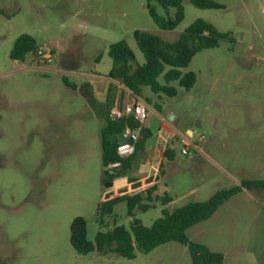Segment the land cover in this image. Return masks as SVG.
Segmentation results:
<instances>
[{
  "label": "rangeland",
  "instance_id": "rangeland-1",
  "mask_svg": "<svg viewBox=\"0 0 264 264\" xmlns=\"http://www.w3.org/2000/svg\"><path fill=\"white\" fill-rule=\"evenodd\" d=\"M214 1L223 8L198 9L184 1L183 21L165 31L150 17L147 0H0V259L6 264H192L188 248L177 242L149 253L137 250L131 260L97 251L80 255L70 243L77 217L86 220L92 242L115 224L130 229L124 202L103 224L98 207L105 191L101 131L108 110L121 99L134 100L108 78L109 49L125 40L143 64L137 30L173 42L203 19L231 38L200 51L181 69L197 76L190 90L178 81L170 84L174 97L143 88L151 137L113 189L130 177L160 173L155 153L168 144L174 157L164 156L167 147L161 152L164 175L156 195L168 194L174 204L156 203L135 218L151 226L163 209L206 201L243 180H264V0ZM156 6L161 16H174V9ZM22 34L32 36L41 53L18 62L10 53ZM110 85L115 102L108 106ZM187 129L194 131L198 154H181L180 137L191 136ZM260 214L264 189L244 190L187 236L223 253V264H264Z\"/></svg>",
  "mask_w": 264,
  "mask_h": 264
},
{
  "label": "trees",
  "instance_id": "trees-1",
  "mask_svg": "<svg viewBox=\"0 0 264 264\" xmlns=\"http://www.w3.org/2000/svg\"><path fill=\"white\" fill-rule=\"evenodd\" d=\"M186 0H147L150 17L162 30L175 29L184 19L183 3ZM198 9H222L223 7L214 0H189ZM162 7L167 13L174 9V16H161L157 6ZM134 38L138 49L144 57V63L139 64L136 56L125 40H120L110 46L109 57L112 67L108 78L118 82L132 96L141 97L144 87H149L154 94H164L174 97L176 88L172 82L178 81L186 90L194 87L197 76L194 72L183 73L181 69L187 68L194 56L202 50L219 46L222 40L231 38V33L219 31L213 24L197 19L173 42H167L157 35L144 31H135ZM40 46L35 39L27 34L19 36L13 45L10 58L14 61L24 62L27 56H37ZM100 58V57H99ZM96 59V62L99 61ZM162 77L164 84L158 79ZM63 82L69 88L76 89L66 77ZM110 85L106 97L108 106L115 102V93ZM147 102V101H146ZM129 125L135 127L133 121H119L111 123L107 120L101 131V149L103 164L102 183L105 191L101 194L98 213L100 223L112 215L114 207L124 202L127 214L132 218L130 229L115 224L112 228L100 231L94 242L87 238V224L83 217L73 220L70 228V243L80 255H87L93 251L100 254H117L126 259H134L136 251L149 253L159 246L170 242H177L188 248L192 264H223L224 255L215 252L207 246L191 241L187 230L201 222L210 219L218 209L242 191H253L257 188L264 189V180H243L240 184L229 189L215 192L206 201L186 203L172 211L163 209L161 216L151 226H145L141 220L135 218V212H147L156 207V203L168 205L173 199L168 195L156 196L162 170V160H157L160 173L146 177H131L124 187L113 189L114 181L121 178L132 169L136 153L143 150L151 132L143 128L137 143L136 153L127 159H121L117 154V146L124 128ZM168 160L173 157L168 150L164 151Z\"/></svg>",
  "mask_w": 264,
  "mask_h": 264
},
{
  "label": "built area",
  "instance_id": "built-area-1",
  "mask_svg": "<svg viewBox=\"0 0 264 264\" xmlns=\"http://www.w3.org/2000/svg\"><path fill=\"white\" fill-rule=\"evenodd\" d=\"M39 50L37 56L40 55ZM134 100L126 104H114L108 110L107 120L111 123L119 121H133L136 126L127 125L120 135V140L117 146V154L121 159H127L136 153L137 143L140 139L141 132L144 128L145 121L148 117L149 107L146 101L140 97L133 96ZM191 136L185 135L180 137L181 154L184 156L191 155L194 151H199L198 143L192 141L194 131H191ZM201 136L198 141H203Z\"/></svg>",
  "mask_w": 264,
  "mask_h": 264
},
{
  "label": "crops",
  "instance_id": "crops-1",
  "mask_svg": "<svg viewBox=\"0 0 264 264\" xmlns=\"http://www.w3.org/2000/svg\"><path fill=\"white\" fill-rule=\"evenodd\" d=\"M63 77H65V76H63ZM62 77V78H63ZM93 82H94V80H90V84H93ZM128 91V90H127ZM129 92V91H128ZM130 93V92H129ZM131 94V93H130ZM107 97V96H106ZM100 101L102 102L103 100L100 98ZM126 103H130V102H128V101H125V100H123V99H121V102H120V104H126ZM115 104H118V102H115ZM148 107H149V111L151 110V106H149L148 105ZM148 111V112H149ZM144 127L145 128H147L146 126H145V124H144ZM148 129V128H147ZM192 130H190V129H187L186 130V132H187V134L189 133V132H191ZM171 142L173 143V137H172V139H171ZM145 147V146H144ZM167 147V150L170 152V154L172 155V157H174V151H173V149L168 145V144H166L165 146H162L161 145V148L159 149V151L157 152V153H155V159H156V165H157V160L159 159V160H163V157H162V153L161 152H163L164 150H165V148ZM151 150H153V148L151 147ZM138 153V152H137ZM137 153H136V156H137ZM194 153H196V154H198L199 153V151L198 152H196V151H194V152H192V154H194ZM142 162H143V160H142ZM144 167V166H143ZM133 170V164H132V169L130 170V171H132ZM154 175V174H153ZM148 176H150V175H148ZM137 177H139V176H137ZM143 177H146V176H143ZM131 178V177H130ZM129 179V178H128ZM127 179V180H128ZM161 181V180H160ZM126 183H127V181H126ZM126 185V184H125ZM124 185V186H125ZM123 186V187H124ZM159 187V186H158ZM121 188V187H120ZM155 195H156V193H155ZM156 196H158V195H156ZM160 197V196H159ZM172 198V197H171ZM173 199V198H172ZM174 204V200L171 202V203H169L168 205H170V206H172ZM169 211H172V210H169ZM260 217H259V221H261V224L262 223H264V214H260L259 215ZM262 234H264V231L262 232Z\"/></svg>",
  "mask_w": 264,
  "mask_h": 264
},
{
  "label": "flooded vegetation",
  "instance_id": "flooded-vegetation-1",
  "mask_svg": "<svg viewBox=\"0 0 264 264\" xmlns=\"http://www.w3.org/2000/svg\"><path fill=\"white\" fill-rule=\"evenodd\" d=\"M0 264H6L3 259H0Z\"/></svg>",
  "mask_w": 264,
  "mask_h": 264
}]
</instances>
